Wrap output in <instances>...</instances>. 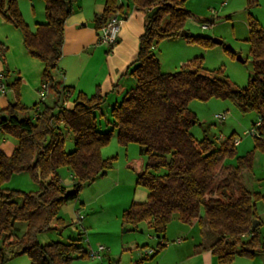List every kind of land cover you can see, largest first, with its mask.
I'll use <instances>...</instances> for the list:
<instances>
[{
	"label": "trees",
	"instance_id": "1",
	"mask_svg": "<svg viewBox=\"0 0 264 264\" xmlns=\"http://www.w3.org/2000/svg\"><path fill=\"white\" fill-rule=\"evenodd\" d=\"M132 1L145 14L154 6L158 9L151 17L145 16L136 58L126 69L134 85L110 109V127L102 130L95 114L105 101L99 87L91 95L78 91L73 97V87L61 85L55 76L73 0H44L45 21L34 30L23 19L17 0H0V15L19 29L28 54L44 63L41 81L46 83L47 93L54 95L50 105L41 99L40 111L31 116L30 108L19 99L20 78L8 80L7 69L0 72L13 93V100L0 108V132L16 139L9 155L0 151V264L19 254H26L29 264H72L76 257H89L77 240L40 243L37 235L52 222L62 221L58 216L61 205L76 199L84 183L112 168L115 156L103 158L100 149L108 144L113 129L119 145L135 142L146 158L135 183L146 187L149 194L145 201L131 202L122 210L123 223L136 226L146 221L160 238L174 213L184 223L197 220L215 234L210 250L221 264L231 263L237 256L253 258L264 249L262 223L252 227V221L258 219L255 200L259 194L242 182V171L251 167L254 151L264 152V26L249 12L259 1L246 0L247 41L254 70L244 87L232 84L221 68H205L199 57L182 63L174 72L162 71L155 44L180 36L192 13L185 0ZM121 9L118 0H105L103 10L94 15V28L99 31ZM184 37L205 45L213 43L208 36L189 31ZM5 51L0 43L3 62ZM213 96L229 99L242 112L255 111L259 116L253 149L246 154L237 155L232 135L198 140L191 133L199 120L188 108L189 101ZM69 99L71 107L65 105ZM62 127L73 133L70 151L65 150ZM231 156L237 158L235 165L225 163ZM60 166L74 175L70 191L60 181ZM23 171L39 183L38 190L2 186L14 173ZM18 221L26 222L22 232L16 226ZM162 247L157 243L151 256Z\"/></svg>",
	"mask_w": 264,
	"mask_h": 264
},
{
	"label": "rangeland",
	"instance_id": "2",
	"mask_svg": "<svg viewBox=\"0 0 264 264\" xmlns=\"http://www.w3.org/2000/svg\"><path fill=\"white\" fill-rule=\"evenodd\" d=\"M26 1L27 4L21 1V8H24V12H29L31 15L30 4L28 0ZM190 1L185 0V6L200 10L204 15L199 18L197 13L190 9L193 13L185 21L183 30L189 31L192 35L208 36L212 41L213 38H219L222 39L223 43L213 42L205 45L184 36L161 39L155 44L154 52L159 59L162 71L174 72L179 69L182 63L194 57H199L205 68H221L232 84L236 87H244L254 70L252 56L249 51L250 45L247 41L248 10L246 9V0ZM249 12L252 15L264 18V8L259 10L253 7L249 9ZM29 18L27 17V20ZM211 19L213 20L211 21ZM203 23L206 24L204 28H202ZM30 24L32 25L33 21ZM6 92L10 99L13 98L12 91L7 87ZM53 98L54 95L48 92L42 100H45L46 104H52ZM31 107H29V110H31ZM103 107L101 106L100 110L104 112ZM188 108L196 114L199 120L191 127L192 134L196 139L199 140L204 136H208L212 139L218 137L220 140L232 135L233 140L238 141L236 144L237 155H244L253 149L254 140L250 129L253 128L252 122H256L258 118L255 111L242 112L229 99L214 96L206 100L191 99ZM57 112L58 109H55L54 113ZM96 113L102 119L100 124L102 123V126L106 125V116L100 115L99 110H96ZM218 113L225 114L226 118L223 121L215 118L214 115ZM62 132L65 150L70 151L74 148L73 133L65 127H62ZM9 137L16 140L11 135ZM110 141L108 144H110ZM128 144V148H126V145L122 146L119 154L115 155L113 166L109 171L107 170L108 172L105 171L106 174H100L93 180L84 183L76 199L68 200L61 205L58 216L62 221L52 222L46 230L38 233L37 238L40 243L77 240V243L83 249H87L89 243L91 245L102 243L106 246L111 245L118 252L120 251L119 246L123 242L136 239L138 242L136 248L139 252L143 249L156 248V243L161 240V237L156 236L146 221H140L134 226L125 224L121 220L122 210L127 208L133 199V189L136 185V172L134 169H139L142 159L145 158V155L139 153L137 143L130 142ZM225 163L235 165L237 163L236 156L226 158ZM57 171L65 189L72 190L75 178L69 168L60 166ZM242 182L250 191L259 194L255 200V209L264 221V152L254 151L251 167L242 171ZM5 186L26 192L36 191L40 188L39 183L27 171L14 173ZM200 213L203 215L202 209ZM179 225L182 224L177 214L174 213L164 234L169 236L173 232H177L179 235L186 232L180 229ZM16 226L22 232L26 228V222L18 221ZM260 237L264 239V224L260 226ZM131 250L132 254L130 250H124L123 252L127 253L123 254L118 262L111 260L109 263L102 255L101 260L92 257H76L72 259L71 263L100 264L103 261V264H130L132 256L133 259L140 257L134 252L135 248ZM113 256L119 257L118 255ZM113 256L111 255V257ZM253 258L257 264H260V262L264 264V249H261ZM253 258L240 256L237 259L249 264L250 259ZM4 264H29V259L26 254H19L9 256Z\"/></svg>",
	"mask_w": 264,
	"mask_h": 264
},
{
	"label": "crops",
	"instance_id": "3",
	"mask_svg": "<svg viewBox=\"0 0 264 264\" xmlns=\"http://www.w3.org/2000/svg\"><path fill=\"white\" fill-rule=\"evenodd\" d=\"M21 1H23L24 4H27V1L18 0L23 19L30 29L34 30L38 23L45 21L44 0H28L31 7V15L29 12H24V8H21ZM258 1L259 4L255 6V9L260 10L264 8V0ZM104 2L105 0H73L71 3V12L64 23L62 55L58 60L55 70V76L60 81L61 85L73 87V97H75L78 91L91 95L96 91V88L99 87L100 94L105 97V101L102 105L104 106V112L100 109L99 111L100 115L106 116L107 124L102 126V123L100 124L102 119L96 112L95 114L97 116L99 128L102 130L110 127L109 120L111 118H108V116H110V109L117 104L124 93L134 85V79L125 73L127 67L136 58L138 52V39L144 31L146 16L144 12L135 9L132 0H118L122 7L121 12H119L122 17L120 30L114 46L112 48H107L98 41L99 31L94 28L93 22L94 15L103 10ZM189 3L191 4L192 2L190 1ZM186 8L191 13L195 11L199 18L204 15L200 10H194L189 6ZM253 16L264 26V18L258 15ZM27 17H30L29 20H27ZM212 20L213 19H211V21ZM31 21H33L32 25L30 24ZM202 25V28L206 26L205 23ZM0 43L6 47L4 62L0 58V72L6 71L7 69L8 80H12L15 77L20 78V102L26 107L39 103L36 108H31V110L28 111V114L34 116L41 109L38 88L42 82L44 63L28 54L23 45L22 35L19 29L5 21L1 15ZM7 92L5 94L0 93V108L6 107L9 102L13 100V98L10 99L6 95ZM72 105V100H68L67 106L71 107ZM257 117L258 120L259 116L257 115ZM253 123L255 122H252V124ZM116 132V129H113L110 144L100 149L103 158L118 155L119 151H121L122 146L117 142ZM7 135V133L0 132V151L9 155L16 145V140L11 139L9 137L10 135ZM128 146L129 144L126 145V148H128ZM144 164L145 158L142 159L139 169H134L135 172L137 173L138 170H141ZM72 176L74 177L73 174ZM6 182L2 185L4 188H7L5 186ZM148 194L149 191L146 187L136 184L133 189L132 202L145 201ZM257 216L260 223L264 224L260 215L257 214ZM181 224L179 228L186 232L180 235L177 232H173L169 236L164 234L161 240L157 242L163 244V247L153 256H151V254L156 248L153 249L151 254L144 255L147 249H143L139 252L138 248H136L138 246L136 239L133 240L135 242H123L119 246L120 251L118 252L117 250L115 251L110 244V246L103 244L107 247V250L103 252L102 255L109 263L111 260H116L118 262L121 256L127 253L123 252L124 250H130L132 254L131 249L135 248L134 252L140 255V257L133 259L132 256L130 264H221L210 250V244L215 239V234L204 224L200 225L197 220H193L190 223L181 222ZM178 238L180 241L177 242L176 239ZM99 244L102 243L95 245L89 243L86 250L88 251L90 248H96ZM111 255H118L119 257H111ZM142 257L146 259L141 260ZM238 257L240 256L235 257V259L228 264H245L240 259H237ZM98 259L101 260L102 257ZM100 264H103V261H101ZM249 264H257V262L253 258L250 259Z\"/></svg>",
	"mask_w": 264,
	"mask_h": 264
},
{
	"label": "built area",
	"instance_id": "4",
	"mask_svg": "<svg viewBox=\"0 0 264 264\" xmlns=\"http://www.w3.org/2000/svg\"><path fill=\"white\" fill-rule=\"evenodd\" d=\"M122 17L119 12H115L112 14L107 22L100 28L99 33H98V41L101 44H104L107 48H112L114 44L117 41V36L120 30V25H121ZM0 93L5 94L6 93V83L0 74ZM47 93V85L44 82L40 83V86L38 88V95L40 99H43L46 96ZM67 95H69L68 92H66ZM65 105H67V101L65 102ZM215 118L224 120L226 118L225 114H215ZM260 120H257L253 124V128L250 129V133L254 136L257 134V126H259ZM234 143L237 144L238 141L234 140ZM176 241H180V239H176ZM107 250V247L103 244L97 245L96 248H90L88 250L89 257L92 258H101L102 253ZM153 252V249H147L144 252V255L151 254Z\"/></svg>",
	"mask_w": 264,
	"mask_h": 264
},
{
	"label": "water",
	"instance_id": "5",
	"mask_svg": "<svg viewBox=\"0 0 264 264\" xmlns=\"http://www.w3.org/2000/svg\"><path fill=\"white\" fill-rule=\"evenodd\" d=\"M66 7H67V9L69 8L67 3H66ZM157 9H158V6H154V7H152V8L146 13V16H147V17H151V16L156 12ZM186 34H187V31H186V30H181L180 33H179L180 36H185ZM213 42H214V43H218V44L223 43L222 39H219V38H213ZM227 46H229V45H227ZM237 58L240 59L239 56H237ZM259 224H260L259 219H254V220L252 221V227H256V226H258Z\"/></svg>",
	"mask_w": 264,
	"mask_h": 264
}]
</instances>
